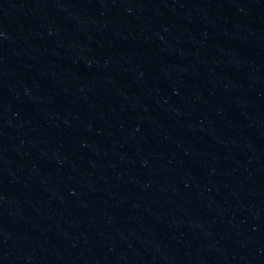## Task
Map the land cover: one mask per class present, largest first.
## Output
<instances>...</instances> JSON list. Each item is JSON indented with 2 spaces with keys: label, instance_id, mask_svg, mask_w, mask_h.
<instances>
[{
  "label": "water",
  "instance_id": "1",
  "mask_svg": "<svg viewBox=\"0 0 264 264\" xmlns=\"http://www.w3.org/2000/svg\"><path fill=\"white\" fill-rule=\"evenodd\" d=\"M0 264H264V0H0Z\"/></svg>",
  "mask_w": 264,
  "mask_h": 264
}]
</instances>
